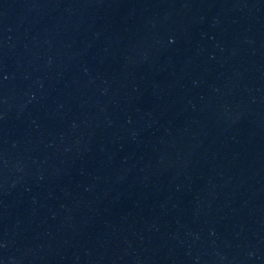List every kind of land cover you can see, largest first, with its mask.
I'll return each mask as SVG.
<instances>
[{
	"label": "water",
	"instance_id": "95a60500",
	"mask_svg": "<svg viewBox=\"0 0 264 264\" xmlns=\"http://www.w3.org/2000/svg\"><path fill=\"white\" fill-rule=\"evenodd\" d=\"M0 264H264V0H0Z\"/></svg>",
	"mask_w": 264,
	"mask_h": 264
}]
</instances>
